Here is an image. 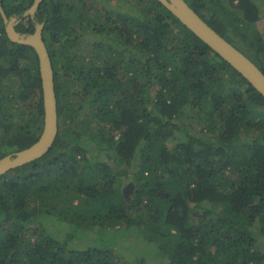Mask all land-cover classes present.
Returning <instances> with one entry per match:
<instances>
[{"label": "trees", "instance_id": "trees-1", "mask_svg": "<svg viewBox=\"0 0 264 264\" xmlns=\"http://www.w3.org/2000/svg\"><path fill=\"white\" fill-rule=\"evenodd\" d=\"M32 1L1 5L18 18ZM185 1L264 73V0ZM38 22L58 133L0 175V264H146L114 228L165 264H264V97L157 0H43L15 29ZM76 25L100 39L70 37ZM186 109L204 114L205 136L175 121ZM43 115L37 55L0 14V158L36 141ZM135 161L126 200L115 166Z\"/></svg>", "mask_w": 264, "mask_h": 264}, {"label": "water", "instance_id": "water-1", "mask_svg": "<svg viewBox=\"0 0 264 264\" xmlns=\"http://www.w3.org/2000/svg\"><path fill=\"white\" fill-rule=\"evenodd\" d=\"M43 0H33L18 18H8L0 0V14L7 38L14 43L31 46L38 59L43 98V127L35 142L26 148L0 158V175L10 169L31 162L47 153L58 133L54 72L50 55L42 36L43 23L38 22L31 33L15 29L17 22L26 16L33 17ZM166 7L183 25L205 42L264 97V73L242 51L233 46L197 14L185 0H157Z\"/></svg>", "mask_w": 264, "mask_h": 264}, {"label": "rangeland", "instance_id": "rangeland-1", "mask_svg": "<svg viewBox=\"0 0 264 264\" xmlns=\"http://www.w3.org/2000/svg\"><path fill=\"white\" fill-rule=\"evenodd\" d=\"M110 8L114 6V3H106ZM258 30L260 32H263L264 37V20L259 21L258 23ZM85 34V35H84ZM77 36H84V39H82L84 44L90 43L91 41H94L95 39L99 40L100 37L93 36V33L91 31L82 30L76 25L75 32L70 34V37L74 38ZM69 36L64 35L62 39H67ZM11 91H14V89L11 87ZM184 110L179 116L175 117V121H177L180 124H185L186 126L190 127V122H193L191 125L194 132H196L199 136H205V132H207V121L204 119V114L197 112L196 116L192 113L191 110H188V112ZM187 119V120H186ZM191 130V132L193 133ZM171 142V143H170ZM172 145V141L169 140L168 145ZM170 145V146H171ZM126 167V166H125ZM123 166L119 167V165L115 166V171H117V175H119L117 179V188L122 193L121 195L126 200H131L134 197V191L136 188V179L138 178L137 172V161H135L131 166L126 167ZM194 218V217H193ZM196 219V217H195ZM194 219V220H195ZM45 223H48L49 221H44ZM58 226L61 228L63 225L58 224ZM53 227L52 222L48 223V228ZM115 230L108 229V234L110 236H107L109 240H113L115 245H123L122 249L126 253L127 251L141 253V255L146 260V264H165L167 262V259L162 256L161 254L157 253L156 246L153 243L147 242L143 238L137 236L135 233L132 232V230H129L130 233L127 235H124L121 230H118L117 228H114ZM120 229V228H119ZM64 232V231H63ZM112 234H115V237L112 236ZM131 245V249H126V246ZM258 247H262V240L259 239V242L257 243ZM138 256V255H135Z\"/></svg>", "mask_w": 264, "mask_h": 264}, {"label": "flooded vegetation", "instance_id": "flooded-vegetation-1", "mask_svg": "<svg viewBox=\"0 0 264 264\" xmlns=\"http://www.w3.org/2000/svg\"><path fill=\"white\" fill-rule=\"evenodd\" d=\"M9 18V17H8ZM3 20V19H2ZM4 24V23H3ZM16 26V25H15Z\"/></svg>", "mask_w": 264, "mask_h": 264}]
</instances>
